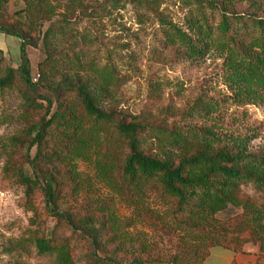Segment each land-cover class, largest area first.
I'll use <instances>...</instances> for the list:
<instances>
[{"label":"rangeland","instance_id":"1","mask_svg":"<svg viewBox=\"0 0 264 264\" xmlns=\"http://www.w3.org/2000/svg\"><path fill=\"white\" fill-rule=\"evenodd\" d=\"M209 1L236 13L264 17V0H48L54 12L42 33L50 25L55 31L52 47L63 65L56 79L106 77L113 95L107 107L139 115L169 130L210 131L222 137L216 147L230 143L231 137H243L247 151L264 154V70L259 71L260 76L248 81L245 78L249 63L257 62L256 55L264 57V49L247 45L248 37L245 43L232 47L214 40L205 54L195 57L179 41L166 37L168 23L188 29L190 17L199 18L201 12L218 23L220 10L208 5ZM24 9L23 0L10 1V12L27 21ZM19 45L18 38L0 32V76L4 67H18ZM28 56L36 75L45 57L43 45L28 47ZM208 105L212 108L207 109ZM26 121L18 87L0 89V264H56L52 257L39 254L32 242L38 227L32 207H41L40 198H35L34 206L29 204L16 177L4 172L9 158H23L11 138L21 133ZM98 133L100 138L91 141L86 156L75 161L77 172L86 175L82 186L88 190V205L109 210L117 217V228L134 253L146 249L161 264L175 257L197 264L200 256L194 253L195 235L178 227H151L134 208L148 207L167 221L187 214L179 215L176 204L158 183L146 184L142 192L129 188L106 153L109 135L101 128ZM144 134L148 139L144 148L152 153L179 154L180 149L168 143L170 133L169 137L151 131ZM105 161L109 167L101 166ZM237 196L239 206L230 203L216 216L239 215L257 226L253 216L261 210L264 226V187L244 182ZM53 226L50 220V230ZM209 251V257L200 264H249L264 254V238L262 246L248 243L238 252L220 246Z\"/></svg>","mask_w":264,"mask_h":264},{"label":"trees","instance_id":"2","mask_svg":"<svg viewBox=\"0 0 264 264\" xmlns=\"http://www.w3.org/2000/svg\"><path fill=\"white\" fill-rule=\"evenodd\" d=\"M10 1L0 0V32L20 40L21 60L17 68L4 67L0 89L18 87L27 121L21 133L11 138L23 158H9L4 172L16 177L29 204L40 198L41 207H32L38 223L32 242L39 254L52 257L56 264H161L146 249L134 253L111 211L88 205V190L82 186L86 175L77 172L75 161L86 156L93 139L100 138L99 128L109 135L106 153L129 188L142 192L146 184L158 183L176 204L179 215L187 214L167 221L148 207L134 208L151 227H178L195 235L198 241L194 253L200 256L197 264L209 257V248L220 246L238 252L248 243L263 245V211L254 212L257 226L239 215L219 218L216 214L230 203L241 204L237 196L241 183L264 187V154L247 151L243 137H231L230 143L216 147L222 137L210 131L169 130L139 115L107 107L113 95L106 77L64 76L57 80L63 65L52 47L55 31L50 25L42 33L54 12L52 5L48 0H23L27 17L23 21L10 12ZM207 4L220 10L218 23L201 12L199 18L190 17L188 29L168 23L166 37L171 42L179 41L195 57L205 54L214 40L232 47L245 43L248 37L247 45L264 49V17L219 8L215 1ZM40 44L45 57L34 75L28 47L38 48ZM256 58L257 62L249 63L247 81L264 70V57ZM147 131L170 133L168 143L180 149L179 154L158 155L144 148ZM101 166L109 167V163ZM50 220L54 222L51 230ZM168 264L187 263L175 257ZM249 264H264V254Z\"/></svg>","mask_w":264,"mask_h":264},{"label":"crops","instance_id":"3","mask_svg":"<svg viewBox=\"0 0 264 264\" xmlns=\"http://www.w3.org/2000/svg\"><path fill=\"white\" fill-rule=\"evenodd\" d=\"M254 262V261H253Z\"/></svg>","mask_w":264,"mask_h":264}]
</instances>
